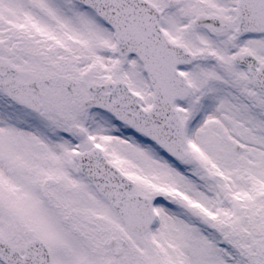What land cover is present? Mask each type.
<instances>
[{
	"label": "snow or ice",
	"instance_id": "1",
	"mask_svg": "<svg viewBox=\"0 0 264 264\" xmlns=\"http://www.w3.org/2000/svg\"><path fill=\"white\" fill-rule=\"evenodd\" d=\"M0 264H264V0H0Z\"/></svg>",
	"mask_w": 264,
	"mask_h": 264
}]
</instances>
